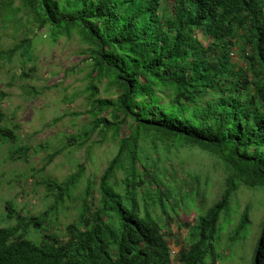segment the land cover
Wrapping results in <instances>:
<instances>
[{
  "label": "trees",
  "instance_id": "1",
  "mask_svg": "<svg viewBox=\"0 0 264 264\" xmlns=\"http://www.w3.org/2000/svg\"><path fill=\"white\" fill-rule=\"evenodd\" d=\"M0 26L21 33L0 59L24 65L37 60L38 30L54 45L78 38L87 110L72 115L87 122L71 139L89 155L95 145L116 149L97 189L87 183L81 192L65 238L47 234L46 222L78 190L83 165L46 183L54 197L46 213L23 217L8 203L16 225L0 228V264H214L220 213L240 186L264 188V0H0ZM235 49L244 68L232 62ZM7 97L0 90V103ZM3 144L9 160L27 158L0 124ZM193 148L223 164L225 188L173 257L166 223L184 180L169 156ZM191 180L194 206L200 183ZM248 223L245 216L235 238ZM32 229L39 241L26 238ZM252 264H264V228Z\"/></svg>",
  "mask_w": 264,
  "mask_h": 264
},
{
  "label": "rangeland",
  "instance_id": "2",
  "mask_svg": "<svg viewBox=\"0 0 264 264\" xmlns=\"http://www.w3.org/2000/svg\"><path fill=\"white\" fill-rule=\"evenodd\" d=\"M35 33L38 37L43 35L35 44V62L24 65L20 57L11 61L0 59V90L8 95L0 103L3 115L0 124L16 132L19 145L27 147L25 160L11 161L8 159L11 146H0V228L16 225L14 218H7L8 203L12 204L14 214L23 217L46 213L54 203L53 192L47 190L46 183L61 182L83 165L86 172L78 190L65 197L57 214L50 215L46 222L47 234L65 238L66 227L78 217L81 192L87 183L92 185L93 192L97 189L116 149L108 143L95 145L89 155L88 147L79 149L71 139L87 122L85 115H72L87 110L85 89L89 68L78 38L71 41L63 38L54 45L45 30ZM20 36L13 29L0 26V51L10 49ZM197 37L205 42L200 34ZM231 59L239 68L245 67L238 49ZM102 96H106L104 92ZM50 155L55 158L47 164ZM169 159L182 164L175 179L184 180L179 189L175 186L171 202L176 212L169 208L171 216L166 223L169 246L176 257L181 245L188 242L200 215H205L221 198L227 172L220 161L198 148L174 152ZM192 178L198 179L201 192L194 206L193 197H188L196 190ZM245 216L249 223L235 238ZM263 228L264 188L240 186L229 207L220 213L214 264H252ZM26 238L39 241L41 234L32 229Z\"/></svg>",
  "mask_w": 264,
  "mask_h": 264
}]
</instances>
